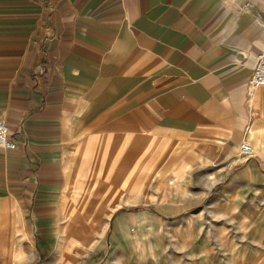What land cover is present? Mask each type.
<instances>
[{
    "label": "crops",
    "instance_id": "crops-1",
    "mask_svg": "<svg viewBox=\"0 0 264 264\" xmlns=\"http://www.w3.org/2000/svg\"><path fill=\"white\" fill-rule=\"evenodd\" d=\"M263 49L264 0H0V116L16 142L0 147L4 258L84 187L169 184L166 211L226 179L263 190L264 86L249 90Z\"/></svg>",
    "mask_w": 264,
    "mask_h": 264
},
{
    "label": "rangeland",
    "instance_id": "rangeland-1",
    "mask_svg": "<svg viewBox=\"0 0 264 264\" xmlns=\"http://www.w3.org/2000/svg\"><path fill=\"white\" fill-rule=\"evenodd\" d=\"M241 182L222 180L209 199L180 211L164 208L177 199L165 193L169 184L141 181L139 196L81 188L56 226L37 231L28 222L29 241L12 244V260L0 241V264H264V189ZM43 234L54 242L42 244Z\"/></svg>",
    "mask_w": 264,
    "mask_h": 264
},
{
    "label": "built area",
    "instance_id": "built-area-1",
    "mask_svg": "<svg viewBox=\"0 0 264 264\" xmlns=\"http://www.w3.org/2000/svg\"><path fill=\"white\" fill-rule=\"evenodd\" d=\"M264 86V49L258 53L254 72L249 79V90L255 91ZM0 147L5 150H12L16 148V142L11 138L10 129L5 120L0 116ZM240 153L249 158L254 154L249 139H244L240 144Z\"/></svg>",
    "mask_w": 264,
    "mask_h": 264
}]
</instances>
